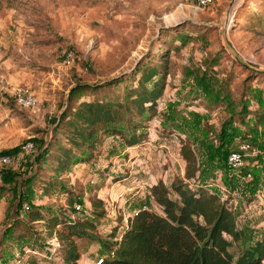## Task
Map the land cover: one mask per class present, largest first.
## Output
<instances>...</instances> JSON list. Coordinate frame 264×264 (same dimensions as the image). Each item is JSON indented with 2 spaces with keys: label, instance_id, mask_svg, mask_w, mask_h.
<instances>
[{
  "label": "rangeland",
  "instance_id": "374dc122",
  "mask_svg": "<svg viewBox=\"0 0 264 264\" xmlns=\"http://www.w3.org/2000/svg\"><path fill=\"white\" fill-rule=\"evenodd\" d=\"M147 64L166 77L155 115L145 113L144 139L128 145L95 125L89 143L70 146L64 122L56 125L66 105L123 101ZM76 83L100 86L69 99ZM22 88L35 96L33 107L16 101ZM245 138L264 144V0H214L202 9L191 0H0V152L11 156L0 164V263L19 253V264H63L51 249L50 226L32 221L33 207L65 209L74 218L92 215L91 195L104 196L106 212L91 231L98 236L123 211L143 204L157 210L152 181H194L185 178L184 143L196 156L199 182L232 198L246 232L242 245L252 244L264 232V159L249 178L225 164ZM69 147L80 161L57 171L52 155ZM123 175L146 184L122 211L110 193ZM76 202L82 210L72 209ZM73 239L79 264H95L99 243ZM32 244L38 248L24 252Z\"/></svg>",
  "mask_w": 264,
  "mask_h": 264
},
{
  "label": "trees",
  "instance_id": "16d2710c",
  "mask_svg": "<svg viewBox=\"0 0 264 264\" xmlns=\"http://www.w3.org/2000/svg\"><path fill=\"white\" fill-rule=\"evenodd\" d=\"M165 77L164 69L147 64L141 68L133 90L127 88L123 101H79L76 106L66 105L56 125L64 122L70 146L89 143L95 125H102L105 131L124 139L128 145L139 143L146 135L144 129L149 126L150 116L146 119L145 113L153 112L155 115ZM114 80L119 79L106 81V84ZM98 86L100 84L76 83L70 88L68 97L71 99L85 88ZM122 119H125L122 125H117ZM245 139L253 142L250 138ZM0 153L7 154L6 151ZM181 153L186 161L185 178L194 181L179 180L166 185L158 179L150 188L157 210L137 207L124 223L119 215L110 222L103 236L91 232L99 229V219L106 212V201L98 195L90 196L93 216L85 213L73 218L65 209L45 211L40 207H33L29 215L33 222L36 220L49 225L51 236L55 234L58 237L56 251L61 254L63 264H79L81 252L74 237H87L99 243L102 250L99 264H264V232L252 244L243 246L246 232L237 224L232 198H222L205 182H199L196 156L185 143ZM52 156L57 158V171L66 168L68 160H73V163L80 161L77 155L72 154L71 147ZM262 167L263 163L254 166L253 176L254 169ZM262 187L264 192V177ZM23 236L22 232L19 233L18 239ZM31 247L34 250L38 248L33 244ZM21 256L17 253L14 259Z\"/></svg>",
  "mask_w": 264,
  "mask_h": 264
},
{
  "label": "built area",
  "instance_id": "2783aa9c",
  "mask_svg": "<svg viewBox=\"0 0 264 264\" xmlns=\"http://www.w3.org/2000/svg\"><path fill=\"white\" fill-rule=\"evenodd\" d=\"M214 0H191L194 7L197 9H202L206 6H208L210 3H212ZM16 101L25 107H33L36 103V98L34 95H32L28 89L22 88L19 89L16 92ZM26 150H30L33 147V143L31 141H27L24 145ZM264 159V146H259L258 144L248 140L243 139L238 142L236 147L229 150L227 153L225 164L227 168L236 174H240L241 171H244L243 177H253L252 168L254 166H261ZM11 162V156L9 154H2L0 153V164L4 165ZM188 182H191L190 180H187ZM146 183L144 180L138 177H133L131 182L125 187L124 191H120L117 194L118 198L124 197L126 191H131L132 195H135L139 190L144 187ZM207 185V184H206ZM29 203L25 202L24 207L26 209L29 208ZM142 207H147V205L143 204ZM73 209L76 210H82L81 204L78 202L74 203ZM85 211V210H84ZM51 249L54 250L56 248V245H58V239L57 236L54 234L51 237ZM24 252H26V249L29 251L34 252L35 250L32 249V247H24ZM56 250V249H55ZM101 261V258L98 257V259L95 261V264H99ZM10 263V262H9ZM19 259H14L11 261L10 264H19ZM1 264V263H0Z\"/></svg>",
  "mask_w": 264,
  "mask_h": 264
},
{
  "label": "crops",
  "instance_id": "0c3cea01",
  "mask_svg": "<svg viewBox=\"0 0 264 264\" xmlns=\"http://www.w3.org/2000/svg\"><path fill=\"white\" fill-rule=\"evenodd\" d=\"M155 173H159L160 172V168H158V167H156L155 166V171H154ZM153 178V174L151 175V177H150V179H152ZM130 178H127L126 177V175H123V177L121 176V178H118V179H116L115 181H114V184H116L118 181H123V183L122 182H119V183H117L116 184V189H114V192H111L110 193V199H111V204H118V205H120V206H122V208H121V210L123 211V210H125L124 209V204H126L128 201H129V199L130 198H132L133 196H135V195H132L131 194V191H126V193H125V196L124 197H121V198H118L117 197V194H118V192H120V191H124L125 190V187L130 183L129 181H125V180H129ZM164 179V178H163ZM157 180H154V181H152L151 183H155ZM141 190V189H140ZM139 190V191H140ZM128 194H129V196H128ZM113 196V197H112ZM102 198H104L105 199V201H106V197H104V196H101ZM150 197H151V199H152V201L153 202H155L154 201V199H153V196H152V194L150 193ZM138 207H140V206H138ZM124 213V214H123ZM131 213L130 212H128V214H126L124 211L121 213V221L124 223L126 220H127V216L128 215H130ZM36 221V220H35ZM34 221V222H35ZM80 260V259H79Z\"/></svg>",
  "mask_w": 264,
  "mask_h": 264
}]
</instances>
